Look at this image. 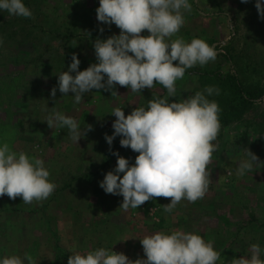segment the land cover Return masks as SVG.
<instances>
[{
  "label": "rangeland",
  "instance_id": "374dc122",
  "mask_svg": "<svg viewBox=\"0 0 264 264\" xmlns=\"http://www.w3.org/2000/svg\"><path fill=\"white\" fill-rule=\"evenodd\" d=\"M23 2L31 18L0 10V143L6 139L13 151L44 160L56 187L47 199L31 204L22 197H0V259L15 255L28 264L27 253L36 264H67L71 255L104 247L134 261L146 259L140 241L144 236L179 230L211 242L220 254L216 264L250 258L252 244H259L264 260V104L236 106L229 113L232 95L229 86L219 82L220 76L233 75L247 85L264 87V20L256 0H189L191 11L182 10L185 22L171 40L201 38L215 48L217 58L186 69L176 81L175 97H168L159 83L140 92L116 85L119 95L93 90L80 104L74 103L73 93L64 96L59 91L58 74L68 71L73 53L81 61L80 71L96 63L93 42L119 35L120 29L97 20L99 0ZM204 72L209 75L203 77ZM208 86L219 89V95L208 99L219 105L221 127L213 141L217 147L207 167L205 196L195 202L181 200L170 213L162 205L171 198L163 197L139 208H120L123 197L106 194L100 182L117 165L112 152L118 151L130 166L139 153L121 147V136L109 150L105 134L114 132L113 109L120 107L127 116L136 107L147 109L149 100L181 102ZM52 108L76 119L79 142L66 128H49L46 119ZM90 125L92 130L84 134ZM245 149L257 155L258 163L238 176L240 161L248 159Z\"/></svg>",
  "mask_w": 264,
  "mask_h": 264
},
{
  "label": "clouds",
  "instance_id": "9594fccd",
  "mask_svg": "<svg viewBox=\"0 0 264 264\" xmlns=\"http://www.w3.org/2000/svg\"><path fill=\"white\" fill-rule=\"evenodd\" d=\"M255 7L264 20V3L256 0ZM191 8L189 0H99L97 20L109 27L115 24L120 34L97 38L93 42L97 62L83 71L79 70L78 55L73 53L68 71L58 74L59 91L64 96L73 93L74 103L80 104L83 95L93 90L103 89L116 96V85L140 92L159 83L168 97H175L176 81L184 77L186 69L204 66L217 58L215 48L201 38L191 42L182 37L171 40L185 22L182 10L190 12ZM0 10L17 17H32L23 0H0ZM145 30L150 34L142 35ZM99 31L103 33L104 28ZM56 93L57 87H53L52 99ZM212 95H219V89L208 86L181 102L169 103L167 97L149 100L147 109L136 107L127 116L120 107L113 109L112 115L117 118L112 125L114 132L105 134L109 150L115 138L121 136V147L139 153L130 166L127 158L112 152L117 165L100 182L106 194L123 197L120 208H139L163 197L171 198V203L162 205L163 211L170 213L181 200L195 202L205 196L209 185L207 167L217 147L213 141L221 127L219 105L208 99ZM254 103L264 104V100ZM46 122L49 128H66L74 142L80 141L79 125L73 117L52 108ZM91 130L90 125L84 134ZM245 152L248 159L240 161L238 176L252 171L253 164L258 163L256 154L249 149ZM49 176L44 160L17 153L8 143L0 145V197H22L25 204L45 200L56 187ZM140 241L146 259L133 261L122 252L100 247L69 256L67 264H216L220 259L211 242L191 232H157ZM248 251L250 258H234L230 264H264L259 244H252ZM24 258L28 264H36L32 255L26 253ZM0 264L24 262L13 255L0 259Z\"/></svg>",
  "mask_w": 264,
  "mask_h": 264
},
{
  "label": "trees",
  "instance_id": "16d2710c",
  "mask_svg": "<svg viewBox=\"0 0 264 264\" xmlns=\"http://www.w3.org/2000/svg\"><path fill=\"white\" fill-rule=\"evenodd\" d=\"M226 57L228 54H224ZM206 72L203 73V77H207ZM209 75V74H208ZM219 82L223 83V85L229 86V91L231 93L232 102L230 103V110L229 113L233 112L235 108L238 107H248L254 105V101H256L257 98L264 95V87L258 86V85H247L244 82H242L241 79H239L237 76L233 75H226L221 77ZM239 111H236L238 114ZM3 133H5V130H3ZM0 134H2L0 132ZM3 143H6V139L4 142L0 143L2 145ZM107 164V161L104 162L103 166Z\"/></svg>",
  "mask_w": 264,
  "mask_h": 264
}]
</instances>
